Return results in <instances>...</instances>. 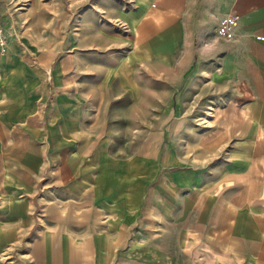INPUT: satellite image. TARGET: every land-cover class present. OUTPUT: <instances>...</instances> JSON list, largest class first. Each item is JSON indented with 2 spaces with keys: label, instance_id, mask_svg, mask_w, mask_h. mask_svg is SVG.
<instances>
[{
  "label": "crops",
  "instance_id": "crops-1",
  "mask_svg": "<svg viewBox=\"0 0 264 264\" xmlns=\"http://www.w3.org/2000/svg\"><path fill=\"white\" fill-rule=\"evenodd\" d=\"M50 9L52 67L26 37L0 57V264H264V0ZM165 74L173 113L197 96L198 120L169 122L148 153L81 123L94 92L135 106L141 76Z\"/></svg>",
  "mask_w": 264,
  "mask_h": 264
},
{
  "label": "rangeland",
  "instance_id": "rangeland-1",
  "mask_svg": "<svg viewBox=\"0 0 264 264\" xmlns=\"http://www.w3.org/2000/svg\"><path fill=\"white\" fill-rule=\"evenodd\" d=\"M8 5L13 10V20H5L0 16L2 32L6 39L19 40L27 38L31 43L41 46L42 51L36 55H30V62L37 66L52 67L56 61L48 55L51 44L54 40V23H51L50 16L53 11L50 9L54 0H37L34 4L28 0H0V7ZM18 11V14H17ZM13 27L10 28V26ZM8 29H7V27ZM31 46L30 44H26ZM34 48L33 46H31ZM100 55L97 51H92L91 60L99 62ZM50 70V69H48ZM94 76V81L96 76ZM171 74H165L163 79L154 80L150 76H141L142 95L137 100L135 106H129V99L117 100L113 98V92L106 90V93L98 94L94 92L89 103L83 102L80 108L81 123L84 126L106 125L107 130H112L111 136L112 151L118 154H135L140 148L141 139L145 145L141 147L145 152L154 149L153 141L157 138L168 137L169 122H183L187 119L198 120L197 96L192 97L190 104L196 109L187 114L176 111L173 113V103L176 89L172 85ZM49 90L52 88L50 77L47 75ZM212 98L213 96L210 95ZM212 117L208 110V118ZM115 131V132H114ZM177 133L183 129H177ZM138 141V143H137ZM163 149L164 146H161Z\"/></svg>",
  "mask_w": 264,
  "mask_h": 264
},
{
  "label": "built area",
  "instance_id": "built-area-1",
  "mask_svg": "<svg viewBox=\"0 0 264 264\" xmlns=\"http://www.w3.org/2000/svg\"><path fill=\"white\" fill-rule=\"evenodd\" d=\"M6 46H7L6 39H5L4 35H3L2 25L0 23V57L6 51V48H7ZM0 70H1V63H0Z\"/></svg>",
  "mask_w": 264,
  "mask_h": 264
},
{
  "label": "bare ground",
  "instance_id": "bare-ground-1",
  "mask_svg": "<svg viewBox=\"0 0 264 264\" xmlns=\"http://www.w3.org/2000/svg\"><path fill=\"white\" fill-rule=\"evenodd\" d=\"M4 53H5V52H4ZM4 53H3V55H4ZM3 55H2V56H3ZM2 56H1V57H2Z\"/></svg>",
  "mask_w": 264,
  "mask_h": 264
}]
</instances>
